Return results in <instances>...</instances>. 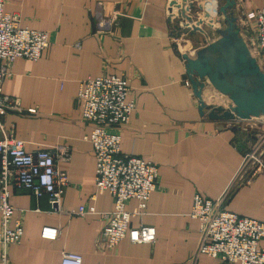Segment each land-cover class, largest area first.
I'll list each match as a JSON object with an SVG mask.
<instances>
[{"label": "crops", "instance_id": "crops-1", "mask_svg": "<svg viewBox=\"0 0 264 264\" xmlns=\"http://www.w3.org/2000/svg\"><path fill=\"white\" fill-rule=\"evenodd\" d=\"M170 3L7 0L6 12L18 16L23 28L49 33L51 43L37 61L17 59L10 65L12 75L3 91L19 99L22 110L8 113L1 123L25 142L27 152L68 147L70 160L58 163L68 177L61 209L96 210L84 217L52 212L46 198L38 201L30 191L12 186L14 219L22 220L24 238L8 248L10 264H61L64 253L80 255L83 264H228L198 253L199 221L191 217L197 194L217 201L228 191L226 210L264 222V135L253 124L260 121H210L200 115L198 101L185 85L180 38L168 22ZM193 3L195 9L187 5L186 13L206 31L188 37L197 51L216 39L219 21L204 24L203 19L216 9L219 16L223 2ZM243 6L264 8V0H243ZM238 9L239 4L236 17ZM99 17L111 22L110 27L101 29ZM103 76L127 77L128 101L135 103L131 123L120 129L121 153L150 160L159 170L158 188L145 215L131 220V227L155 229L152 245L126 238L110 249L101 237L107 223L101 214L112 212L114 201L110 194L96 195V159L85 141L93 126L82 119L77 96L82 81ZM252 152L263 166L242 173L234 183ZM138 204L129 201L127 211L135 213ZM45 229L59 235L45 237ZM1 251L0 246V256Z\"/></svg>", "mask_w": 264, "mask_h": 264}, {"label": "built area", "instance_id": "built-area-1", "mask_svg": "<svg viewBox=\"0 0 264 264\" xmlns=\"http://www.w3.org/2000/svg\"><path fill=\"white\" fill-rule=\"evenodd\" d=\"M6 3L7 0H0V264H10L8 248L20 245L24 238L22 220L14 219L16 209L10 201L12 186L30 191L38 201L46 198L52 212L81 217L96 214L94 207H81L76 212L61 209L68 177L58 163L70 160L68 147L27 152L25 142L15 137L13 129L5 130L1 123L8 113L22 110L19 99L3 91L5 81L12 75L10 65L17 59L37 61L51 43L49 33L23 28L18 16L6 12ZM238 4L241 5L237 14L240 32L245 40L250 39L264 62V8L247 9L243 0L236 1ZM99 18L101 29L110 27L111 22ZM184 36L188 35H181ZM252 56L261 68L258 56ZM185 85L191 88L189 80ZM129 95L127 77L103 76L82 81L77 96L82 104V119L93 126L85 141L91 145L96 159V195L110 194L114 201V210L101 214L107 222L101 237L110 249L126 238L133 244L150 245L157 239L153 227H131L134 217L146 213L147 203L158 188L159 170L150 160L121 153L120 129L131 123L135 110V103L128 101ZM250 160L256 168L263 166L256 152L248 153L234 183L246 172ZM227 195L228 191L217 201L195 195L191 217L199 221L198 253L222 263L264 264V222L226 210ZM131 200L139 203L135 213L126 209ZM43 235L57 237L59 231L45 229ZM61 264H83V259L78 254L64 253Z\"/></svg>", "mask_w": 264, "mask_h": 264}, {"label": "water", "instance_id": "water-1", "mask_svg": "<svg viewBox=\"0 0 264 264\" xmlns=\"http://www.w3.org/2000/svg\"><path fill=\"white\" fill-rule=\"evenodd\" d=\"M213 1L216 5L220 3V0ZM221 1L218 15L223 28L216 31V39L199 48L195 56L182 54L199 113L210 121H263L264 72L237 25L236 0ZM187 5L191 11L195 9L193 0L170 3L168 22L172 25L173 35L181 37L182 34L196 32L206 35L201 23L187 15ZM175 8L180 10L178 17L174 13ZM207 88H213L226 97L230 102L228 107L208 104L203 96Z\"/></svg>", "mask_w": 264, "mask_h": 264}, {"label": "rangeland", "instance_id": "rangeland-1", "mask_svg": "<svg viewBox=\"0 0 264 264\" xmlns=\"http://www.w3.org/2000/svg\"><path fill=\"white\" fill-rule=\"evenodd\" d=\"M171 1H174V0H171ZM176 1H178V3L179 4H181L182 3V0H176ZM175 10V14H176V16L177 15H179V13H180V10L179 9H177V8H175L174 9ZM217 10V9H216ZM214 11L213 13H214V15H211V17H209V19H208V17H205V19H203V22H204V24H205V22H208V23H210V24H212L214 21H219L218 23H220V24H216V26H218L219 27V29H222L223 28V23L221 22V19H220V17L219 16H217L216 14H217V11ZM238 12L240 11V9H238L237 10ZM238 12H236V14H240V13H238ZM212 13V12H211ZM213 16L215 17L216 16V18H213ZM178 17V16H177ZM218 17V18H217ZM188 37H189V35L187 36V37H181L180 38V40H178V47L180 48V50L182 51V54H189V55H191V56H195V54H196V51H195V49H197V45L196 44H194V43H188ZM245 39V38H244ZM246 43L249 45V47L251 48V51H252V54L255 56V57H257L258 56V51H257V49L253 46V44H252V42L250 41V39L248 38V37H246ZM258 59H259V62H260V65H261V68H262V71L264 72V62H263V60H262V58L261 57H259L258 56ZM208 89V88H207ZM210 90H212V92H214L215 93V91H213L214 89L213 88H210ZM217 94V93H216ZM215 97H218V98H216V99H214V101H213V103H211V104H218V105H222V106H224V107H228V105H229V101H228V99L226 100L222 95H220L219 93L215 96ZM223 99V100H222ZM225 102V103H224ZM253 124H254V131H256L258 134H260V135H264V120L263 121H260V122H253ZM257 125V126H256ZM263 133V134H262ZM259 155V154H258ZM257 167V165H254V162H253V160H250V162L246 165V171H251V170H253V169H255Z\"/></svg>", "mask_w": 264, "mask_h": 264}, {"label": "bare ground", "instance_id": "bare-ground-1", "mask_svg": "<svg viewBox=\"0 0 264 264\" xmlns=\"http://www.w3.org/2000/svg\"><path fill=\"white\" fill-rule=\"evenodd\" d=\"M213 91H215V90H213ZM217 91H215V93L214 92H212V90H210V88H208V89H206L205 91H204V94H203V96H204V100H206V102L208 103V104H211V103H213V101H214V99H213V97L214 96H216L217 94ZM227 100V99H226Z\"/></svg>", "mask_w": 264, "mask_h": 264}]
</instances>
